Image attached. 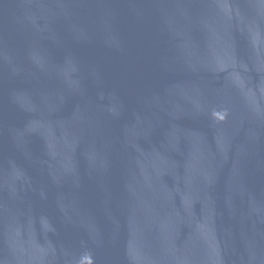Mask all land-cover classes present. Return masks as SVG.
<instances>
[{
    "label": "water",
    "instance_id": "1",
    "mask_svg": "<svg viewBox=\"0 0 264 264\" xmlns=\"http://www.w3.org/2000/svg\"><path fill=\"white\" fill-rule=\"evenodd\" d=\"M0 264H264V0H0Z\"/></svg>",
    "mask_w": 264,
    "mask_h": 264
}]
</instances>
